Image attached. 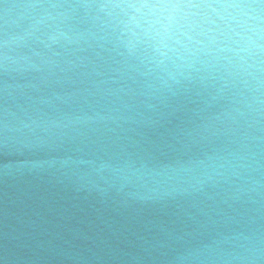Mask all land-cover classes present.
Wrapping results in <instances>:
<instances>
[{"label":"water","instance_id":"1","mask_svg":"<svg viewBox=\"0 0 264 264\" xmlns=\"http://www.w3.org/2000/svg\"><path fill=\"white\" fill-rule=\"evenodd\" d=\"M0 264H264V0H0Z\"/></svg>","mask_w":264,"mask_h":264},{"label":"clouds","instance_id":"2","mask_svg":"<svg viewBox=\"0 0 264 264\" xmlns=\"http://www.w3.org/2000/svg\"><path fill=\"white\" fill-rule=\"evenodd\" d=\"M9 7V5H5V9H7Z\"/></svg>","mask_w":264,"mask_h":264}]
</instances>
